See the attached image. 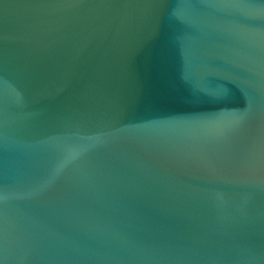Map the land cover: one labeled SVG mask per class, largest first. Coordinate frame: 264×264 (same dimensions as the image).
<instances>
[{"label": "water", "instance_id": "1", "mask_svg": "<svg viewBox=\"0 0 264 264\" xmlns=\"http://www.w3.org/2000/svg\"><path fill=\"white\" fill-rule=\"evenodd\" d=\"M0 264H264V0H0Z\"/></svg>", "mask_w": 264, "mask_h": 264}]
</instances>
